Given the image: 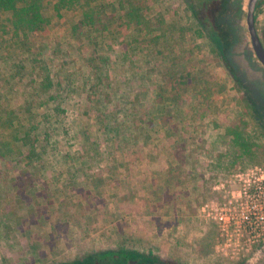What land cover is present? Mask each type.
Wrapping results in <instances>:
<instances>
[{
    "label": "rangeland",
    "instance_id": "374dc122",
    "mask_svg": "<svg viewBox=\"0 0 264 264\" xmlns=\"http://www.w3.org/2000/svg\"><path fill=\"white\" fill-rule=\"evenodd\" d=\"M128 1L93 3L81 0L70 10L56 11V0H42V14L47 23L40 31L27 33L26 36L18 33L17 39L8 22L3 33L0 32V84L8 83L18 91L14 97L9 92H3L5 105L9 106L6 110L15 111L17 122L24 123L25 108L21 109L23 106L17 105L23 100L19 89L42 79L44 75L39 68L42 65L51 70L49 76L53 88L50 94L55 99L49 105L37 106L34 111L31 109V113H37V120H40L44 111L64 103L66 111L69 109V125L81 113V109L72 107L71 110L73 104L67 102L63 94H59L60 89L64 91V85H68L71 94L72 85L84 87V98L92 102L97 99V84L106 88L99 92L105 99H110L113 93L126 98V93H130L128 89L135 83L133 80L138 78L134 76L138 72L150 89L157 84L161 88H170L166 84H171L175 92H165L163 100L172 105L168 110L174 114L180 115L181 111V116L186 115L185 120L189 116L188 112H184L185 108L179 107L182 105V95L186 96L183 98L185 101L188 97L191 102L198 97V104L204 96V99H209L202 112L197 110V116L208 114L205 116L207 122L197 125L195 129L199 134L198 147L202 150L197 161L200 160L203 165H199L200 170L195 174L188 172L190 167L183 168L180 173L183 187L177 193V199L181 197L180 202L161 208L160 214L152 217L146 214L149 219L142 218L137 208L131 205L127 207L131 220L122 222V226L127 228L129 224L130 230L133 227L142 229L140 236L124 234L123 230L119 235H114L115 231L110 235L105 221H101L103 233H108L104 236L100 233V227L90 230L86 227V221L82 224L73 219L77 221L76 248L73 243L70 246L63 241L66 227L64 206L68 207L78 194L64 189V154H58L55 161L59 169L57 183H46V179L42 178L48 186L47 189L39 186L44 189L43 203L34 199L35 192L40 188L32 190V178L23 170L17 178L22 198L20 217L27 216L23 208L26 207V201H32L39 207L31 212L34 214L32 218L42 219L37 221L39 228L33 234L27 232V225L34 220L17 221L22 234L6 237L10 242H0V264H95L87 258L88 255L116 247L152 255L165 264H264L263 235L256 228L253 231L254 226L249 227L246 222L253 212L257 217L264 218L261 204L264 182L259 187L253 185L254 179L264 177V68L254 56L246 29L247 0H140L145 2L146 10L141 14L143 19L150 21V31L135 24H125ZM260 1L255 12V28L264 45V0ZM97 7L108 19V29L100 39L92 44L84 39L72 38L71 28L82 19L83 13ZM133 10L131 7V12ZM9 17V13L2 15L5 21ZM212 33L220 40L223 55L212 41ZM93 54L107 58L108 67L117 56V68L110 72L107 69L104 76L99 75V72L94 75L90 69ZM122 56L124 58L120 59ZM31 61L36 64L35 69L39 68L37 72L33 71L35 76L27 75L31 74L28 65ZM131 61L135 62L134 68L129 65ZM139 64L148 67L146 75L135 70ZM162 65L165 68L155 72ZM13 69L22 73L15 76ZM178 86L183 88V92L179 93ZM189 86L191 88L188 89ZM93 110L98 112L99 109L93 106L85 114L93 116ZM211 116L213 121L209 120ZM64 117L66 115L63 114L52 116L54 119H63L60 127ZM59 131L57 136L60 135ZM208 133H213L211 137L215 135L212 140L219 144V149L216 147L213 151H203L204 147L208 149L210 146L203 136ZM65 139L62 136L61 140ZM54 141L49 142L54 146ZM64 142L69 144L66 140ZM41 157L47 160L44 164L54 162L50 155ZM7 163V167L13 171L16 161L8 159ZM36 173L33 178H36ZM46 175L49 177L53 173L45 172ZM2 178L0 169V183ZM64 190L67 194H64ZM3 212L5 210H0V217L5 215ZM4 223V220L0 222V229L4 228ZM6 223L11 224V220H6ZM50 225H53L54 235H48ZM117 225L119 232L121 225ZM0 236L2 238L4 235ZM128 264L138 263L130 261Z\"/></svg>",
    "mask_w": 264,
    "mask_h": 264
},
{
    "label": "crops",
    "instance_id": "0c3cea01",
    "mask_svg": "<svg viewBox=\"0 0 264 264\" xmlns=\"http://www.w3.org/2000/svg\"><path fill=\"white\" fill-rule=\"evenodd\" d=\"M22 46L24 47V45ZM117 58L115 56L110 67L94 69L91 66L90 69L94 75L99 72V75L103 74L102 76H104L107 71L110 72L111 69L117 68ZM123 58L124 56L120 59ZM180 58L182 56L178 60ZM160 60L162 61V59ZM134 63L131 61L130 67L133 66L134 68ZM28 65L31 74L27 75L35 74L33 71L37 72L40 68V72L44 76L38 83L35 81L32 85H24L23 89H19L23 100L17 105L23 106L21 109L30 108L25 113L26 118L23 119V124L20 121L17 122L18 118L15 116V111L6 110L9 106L5 105L3 95V92H9L14 97L18 89L8 83L5 85V82L0 84V169L3 177V181L0 183V210L1 212L5 210L3 212L5 215L0 217V222L5 221L4 228L0 229V235H4L2 238L0 236V242L3 244L10 242L6 237L22 234L17 221L34 220L27 225V232L33 234L34 230H38L39 224L37 221L42 217L32 218L34 214L31 212L35 208H39L35 202L26 201V207L23 209L28 214H25L26 217H20L22 198L18 189L17 178L20 172L25 170L32 178V190L39 186H44L47 189L48 186L42 178L46 179V183H57L59 169L56 168L55 161L58 154H64V189H67L68 192L72 190L78 193L68 207L64 206V225L66 226L64 244L68 243L71 246L73 243L74 248H76L75 232L77 231L75 223L77 221L82 224L86 221V227L90 230L100 227V233H103L102 229L104 230L101 227V221H105V226L110 230V235L114 231V235H119L121 230L124 234L142 235V229L133 227L130 230L129 227L131 226L129 224L126 225L127 228L122 226L123 223L131 220V216L126 209L131 205L141 211L140 217L149 219L145 216L146 214L152 217L157 213L160 214L163 210L161 208L168 204L173 205L180 202L181 197L177 199V193L183 187L181 184L183 179L180 175L183 168L190 167V170L187 169L188 172L195 174L200 170L199 165H203V163L200 164V160L197 161L202 150L198 147L199 139L197 135L199 134L195 132L197 131L195 129L197 125L206 124L207 122L205 116L207 117L208 114L197 116V110L200 109L202 112L209 99H204L206 97L204 96L198 104V97L191 102L188 97L185 101L183 98L186 96L183 97L182 95L181 100L184 106L179 107L185 108L184 112H188L187 116H189V119L185 120L186 115L181 116V111L180 115H177V113L175 115L173 111L168 110L172 108V105L163 100L165 92H175L171 88V84H166V87L167 85L170 86V88L167 87L169 89L161 88L158 84L155 88L150 89L146 80L138 72V75H134L135 78L138 77L137 79L129 78L135 83L130 86L131 89H128L130 93H126V98L113 93L110 99H105L104 96L99 95L103 87L97 84V89H95L97 90V99L92 102L84 98V87L72 85L71 94L68 92V85H64V91L60 89L59 94H63L62 97L73 104L70 106L71 110L72 107H80L81 113L77 114L75 120L72 123L70 121L69 125V120H67L69 119L67 117L69 109L66 111L64 103L60 104V110L64 116L66 115L64 123L60 127V121L63 119H54L52 116L46 115L51 109L44 111L40 120H37V113H31V109L34 111L37 106L49 105V102L53 100L48 99L49 88L42 85V81L49 76L51 71L49 67L42 65L41 67H44V69L40 66L35 69L36 64L32 61ZM159 67L155 72H161L165 65ZM147 68L139 64L135 70H139L146 75ZM13 71H15V76L22 73L17 69H13ZM188 74L190 75V71ZM178 75L182 76V74ZM152 91L153 94L151 95L150 92ZM204 91H207L205 87ZM181 92H183V88L180 87L179 93ZM27 103L31 105L29 106ZM91 106L99 109L98 112L93 110V116L86 115V111L92 108ZM11 110L13 109L11 108ZM209 120L213 121V117L211 116ZM54 122L57 124L55 123L53 126ZM187 126L189 130L186 131ZM43 129H46L48 139L44 138ZM58 131L61 136L56 135ZM26 134L29 137L24 145L22 140ZM211 134L213 133L203 134L205 140H208L207 144H210L208 149L204 147V152L205 150L207 152L213 151L219 145L217 142H213L212 139L215 135L211 137ZM62 136L66 138L65 140L69 144L65 143V140H61ZM53 139L55 140L54 146L49 142ZM210 140L212 142H209ZM60 147L64 148L60 149ZM217 149L219 148L217 147ZM31 151H33V154L29 155ZM24 154L26 156H23ZM42 155H50V159L54 162L50 165L44 164L43 162L47 163V160L42 159ZM23 157L25 159H22ZM8 159L13 162L16 161V164L13 165V171L9 169L10 167H7ZM50 171L53 175L45 176V172L50 173ZM35 173L36 178H33ZM43 191L44 189L40 188L35 192L34 199L37 202L43 203ZM64 194H67L65 190ZM8 198L9 201H7ZM73 219L77 221H73ZM6 220H11V224L6 223ZM118 223L121 225L119 232L117 229L119 227ZM54 231L53 225H50L48 235H54ZM107 234V232L103 233L104 236ZM98 235L101 237L100 234Z\"/></svg>",
    "mask_w": 264,
    "mask_h": 264
},
{
    "label": "trees",
    "instance_id": "16d2710c",
    "mask_svg": "<svg viewBox=\"0 0 264 264\" xmlns=\"http://www.w3.org/2000/svg\"><path fill=\"white\" fill-rule=\"evenodd\" d=\"M81 0H56L54 4V9L56 11L64 9H72L75 4L79 3ZM88 2L101 3L107 0H87ZM261 1L256 5L255 12ZM145 2L140 0H129L128 10H126V22L125 24L129 26L130 24H135L136 26H142L147 31H150V21H146L142 17V12L146 10ZM131 7L134 8L131 12ZM43 5L42 0H0V32L3 33V28L9 22L10 27L14 30V37L17 39L18 33H23L26 36L27 33H33L40 31L42 26L47 23V19L42 14ZM9 13L10 17L5 21L2 19V15ZM255 18V13H254ZM108 19L105 13L101 11L98 7L90 10L89 12L83 13L82 19L77 22L71 28V36L74 39L87 40L88 42L95 44L98 39H100L102 33L108 29ZM159 26V25H158ZM158 26L153 28H157ZM86 28H89L86 30ZM2 30V31H1ZM3 37V36H2ZM212 41L219 50V53L223 55V47L218 39V37L212 33ZM2 39V38H1ZM13 40L11 36L10 41ZM92 67L94 69L107 68V58L100 56L98 54H93ZM43 86L49 88L48 99L50 101L54 100V95L50 94L52 87V82L50 76H47L42 81ZM68 90V89H67ZM69 92V91H68ZM29 105V103H27ZM31 105V104H30ZM29 105V106H30ZM29 107L24 109V112L29 111ZM63 112L58 107H53L46 115L56 116L62 115ZM44 138L48 139L46 129L42 130ZM29 135L26 134L22 142H27ZM25 145V143H24ZM33 151L29 153L32 155ZM95 264H128L130 261H136L138 264H156L160 263L159 258H155L152 255H144L141 253H135L129 251L123 247L107 248L100 251H96L87 256ZM162 264H165L163 261ZM64 264H74V263H64Z\"/></svg>",
    "mask_w": 264,
    "mask_h": 264
},
{
    "label": "water",
    "instance_id": "95a60500",
    "mask_svg": "<svg viewBox=\"0 0 264 264\" xmlns=\"http://www.w3.org/2000/svg\"><path fill=\"white\" fill-rule=\"evenodd\" d=\"M259 1L260 0H247L245 24L254 56L259 64L264 68V47L257 34L254 18L255 8Z\"/></svg>",
    "mask_w": 264,
    "mask_h": 264
},
{
    "label": "built area",
    "instance_id": "2783aa9c",
    "mask_svg": "<svg viewBox=\"0 0 264 264\" xmlns=\"http://www.w3.org/2000/svg\"><path fill=\"white\" fill-rule=\"evenodd\" d=\"M264 177H260L259 178H256L254 179L253 181V185L255 187H259V185L264 182ZM261 204L263 205V208H264V193L262 194V197H261ZM251 218H246V222L247 224L249 225V227L251 226H254V229L253 231H255L256 229L258 230L259 234L263 235V238L264 239V218H261V217H257L256 216V213H251ZM256 228V229H255Z\"/></svg>",
    "mask_w": 264,
    "mask_h": 264
},
{
    "label": "flooded vegetation",
    "instance_id": "af4514ba",
    "mask_svg": "<svg viewBox=\"0 0 264 264\" xmlns=\"http://www.w3.org/2000/svg\"><path fill=\"white\" fill-rule=\"evenodd\" d=\"M261 41V40H260ZM262 43V42H261ZM262 45H263V43H262ZM263 47H264V45H263Z\"/></svg>",
    "mask_w": 264,
    "mask_h": 264
}]
</instances>
